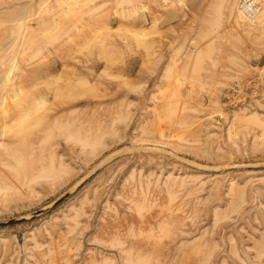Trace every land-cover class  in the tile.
Masks as SVG:
<instances>
[{
    "label": "rangeland",
    "instance_id": "obj_1",
    "mask_svg": "<svg viewBox=\"0 0 264 264\" xmlns=\"http://www.w3.org/2000/svg\"><path fill=\"white\" fill-rule=\"evenodd\" d=\"M16 2L0 264H264V106L222 99L264 75L258 18L235 26L239 0Z\"/></svg>",
    "mask_w": 264,
    "mask_h": 264
},
{
    "label": "built area",
    "instance_id": "obj_2",
    "mask_svg": "<svg viewBox=\"0 0 264 264\" xmlns=\"http://www.w3.org/2000/svg\"><path fill=\"white\" fill-rule=\"evenodd\" d=\"M260 0H239V8L250 20L261 10ZM224 104L230 107L254 111L264 106V75L252 76L233 82L222 92Z\"/></svg>",
    "mask_w": 264,
    "mask_h": 264
},
{
    "label": "bare ground",
    "instance_id": "obj_3",
    "mask_svg": "<svg viewBox=\"0 0 264 264\" xmlns=\"http://www.w3.org/2000/svg\"><path fill=\"white\" fill-rule=\"evenodd\" d=\"M15 1V0H14ZM260 2H261V10H262V3H263V0H260ZM237 8H238V11H237V24L235 25V26H239L240 28H246L245 26L246 25H244V24H246V23H248L247 25L249 26V29L252 27V24L255 22V21H257V18H258V23L260 24L259 26H264V11L261 13V10H260V12H259V14L257 15V17L254 19V20H250L249 18H247L244 14H243V12L240 10V8H239V2H238V6H237ZM235 21H236V19H235ZM250 23V24H249ZM154 28V25L153 26H151V27H149L148 29H144L145 31L146 30H152ZM141 30H143V29H141ZM141 30H139V31H141ZM149 33V32H148ZM245 33V32H244ZM248 36H249V34H248ZM138 37V36H137ZM63 74H64V72H62V73H59L58 74V76L59 77H56L55 79L57 80L58 78H61V77H63ZM58 81H60L59 79L57 80V82ZM53 83H54V79H53ZM262 107V106H261ZM251 118L253 119V118H262V115H260L257 111H252V113H251ZM59 161V160H58ZM103 243V242H102ZM123 254V253H122ZM105 262V261H104ZM127 264V263H126Z\"/></svg>",
    "mask_w": 264,
    "mask_h": 264
},
{
    "label": "crops",
    "instance_id": "obj_4",
    "mask_svg": "<svg viewBox=\"0 0 264 264\" xmlns=\"http://www.w3.org/2000/svg\"><path fill=\"white\" fill-rule=\"evenodd\" d=\"M23 1H26V0H17V2L16 3H20V4H24L25 6H27V5H29L30 6V4H28V2L25 4V2H23ZM177 28H179V27H177ZM141 57H142V65H141V67L144 65V60H145V54L144 53H141ZM145 72V70L142 68V70H141V73H144Z\"/></svg>",
    "mask_w": 264,
    "mask_h": 264
}]
</instances>
